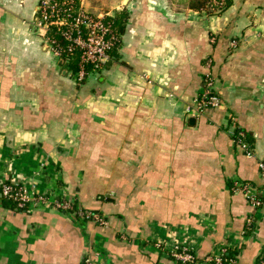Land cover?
<instances>
[{
    "label": "crops",
    "instance_id": "crops-1",
    "mask_svg": "<svg viewBox=\"0 0 264 264\" xmlns=\"http://www.w3.org/2000/svg\"><path fill=\"white\" fill-rule=\"evenodd\" d=\"M78 1L125 19L111 60L84 83L34 29L38 0H0V180L105 222L0 197V264H179L174 243L194 248V264L222 245L237 264H258L264 0L221 11L190 7L199 0ZM207 73L220 105L195 116Z\"/></svg>",
    "mask_w": 264,
    "mask_h": 264
},
{
    "label": "built area",
    "instance_id": "built-area-1",
    "mask_svg": "<svg viewBox=\"0 0 264 264\" xmlns=\"http://www.w3.org/2000/svg\"><path fill=\"white\" fill-rule=\"evenodd\" d=\"M38 16L33 27L43 36L44 42L49 46L53 56L61 61L69 62L77 55L76 70L73 74L76 82L81 83L98 74L103 66L111 60V52L115 48L117 35L113 32L108 22V15H93L88 13L78 0H38ZM234 46L235 43L231 42ZM206 70L210 68V61L206 62ZM214 79L207 73L203 79V88L194 102V114L198 116L204 108H217L220 105L216 96ZM246 149L244 144L240 145ZM259 169L264 176V163L259 164ZM233 192H241L248 202L258 206L250 186L233 182ZM0 197L3 200L15 203L22 208L26 203L50 204L51 208L61 213H73L85 220H91L104 225L105 220L96 214L74 209L70 201L46 197L28 191L19 182L10 178L0 180ZM161 247L160 243L156 244ZM228 245H222L213 256L206 257L202 264H220ZM168 256L179 264H194L195 251L189 245L171 244L167 251ZM264 264V256L261 257ZM81 264H92L88 256L84 257ZM231 264H235L231 262Z\"/></svg>",
    "mask_w": 264,
    "mask_h": 264
},
{
    "label": "trees",
    "instance_id": "trees-1",
    "mask_svg": "<svg viewBox=\"0 0 264 264\" xmlns=\"http://www.w3.org/2000/svg\"><path fill=\"white\" fill-rule=\"evenodd\" d=\"M212 1H197L196 4H191L190 7L193 9H202L203 6L207 5L209 6V8H212L214 10H223L225 7H227L228 3L227 0H214V4L211 3ZM108 22L110 24L111 29L113 30V32L117 35V39H116V45L115 48L113 49V51L111 52V57L113 55V53L117 50V47L119 46V35L122 31V28L124 26V22L125 19L124 17L119 18V17H113V18H108ZM78 61V57L77 55L74 56L72 58V60H70L69 62L64 61L67 65H69L68 67L70 68V71H72V74H74L75 70H76V63ZM100 73V72H99ZM98 73V74H99ZM96 74V75H98ZM85 81L81 82L84 83ZM6 201V200H5ZM11 201H7V203ZM13 203V202H12ZM15 204V203H14ZM76 209V208H74ZM79 210V209H78ZM84 212V211H83ZM231 262H234L235 264H237V251L235 249H228L226 254L223 256V261L220 264H231ZM258 264H261V259H259Z\"/></svg>",
    "mask_w": 264,
    "mask_h": 264
},
{
    "label": "rangeland",
    "instance_id": "rangeland-1",
    "mask_svg": "<svg viewBox=\"0 0 264 264\" xmlns=\"http://www.w3.org/2000/svg\"><path fill=\"white\" fill-rule=\"evenodd\" d=\"M97 3L95 1H90V3L87 2V5L89 4L91 7H95L96 9H99L100 7H104L107 4L105 2H102L101 4L100 3L97 4Z\"/></svg>",
    "mask_w": 264,
    "mask_h": 264
}]
</instances>
